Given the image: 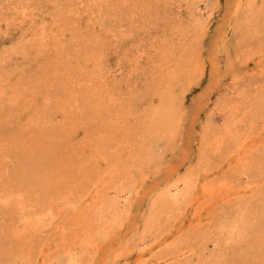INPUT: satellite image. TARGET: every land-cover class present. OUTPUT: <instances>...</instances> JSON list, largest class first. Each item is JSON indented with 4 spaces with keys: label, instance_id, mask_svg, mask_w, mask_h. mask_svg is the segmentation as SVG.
Wrapping results in <instances>:
<instances>
[{
    "label": "rangeland",
    "instance_id": "1",
    "mask_svg": "<svg viewBox=\"0 0 264 264\" xmlns=\"http://www.w3.org/2000/svg\"><path fill=\"white\" fill-rule=\"evenodd\" d=\"M0 264H264V0H0Z\"/></svg>",
    "mask_w": 264,
    "mask_h": 264
}]
</instances>
